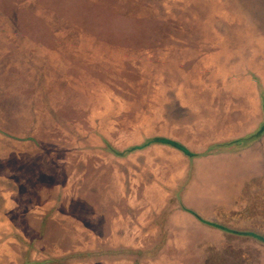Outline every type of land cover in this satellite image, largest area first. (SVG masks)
I'll return each instance as SVG.
<instances>
[{
	"label": "rangeland",
	"instance_id": "obj_1",
	"mask_svg": "<svg viewBox=\"0 0 264 264\" xmlns=\"http://www.w3.org/2000/svg\"><path fill=\"white\" fill-rule=\"evenodd\" d=\"M255 83L264 92V0H0V264H264V247L243 234L264 236V215L248 202L213 215L199 178L188 202L211 214L193 212L242 234L190 213L195 222L171 224L170 212H186L177 191L192 158L143 146L201 144L203 121L186 120L204 106L191 102L250 99ZM128 150L130 161L116 154ZM123 188L125 204L113 198ZM110 198L131 217L142 202V248H93L90 232L75 231ZM161 240L172 244L152 246Z\"/></svg>",
	"mask_w": 264,
	"mask_h": 264
},
{
	"label": "crops",
	"instance_id": "obj_2",
	"mask_svg": "<svg viewBox=\"0 0 264 264\" xmlns=\"http://www.w3.org/2000/svg\"><path fill=\"white\" fill-rule=\"evenodd\" d=\"M231 83L233 84H230L229 89L234 88L236 84V82ZM254 85L256 96L253 98L255 99H248L247 96H243L242 92L235 95L234 91H231L232 93H230L229 97L225 95V100L223 97L220 98L219 96L216 101L214 97L211 98V96L207 95L205 92L206 95L203 96L201 100L199 99L196 101V99H198V97H196L193 100L194 102H191L197 103L198 105L202 104L204 108H201L200 111L198 110L199 106H196L195 109H191V107L188 108L190 112L194 114L191 113L193 115L192 119L187 118L186 125L188 127L192 125L195 130L196 126L194 123L203 121V129L205 132L208 131V133L205 135L207 139L201 144L193 143L192 147L189 148L185 147L187 144H184L183 141L178 138H173L172 136V138L169 139L181 144L189 152L196 155L191 160L186 159V163L188 164L187 171L190 170V173L183 186L177 191V198L180 199L179 206L182 204L199 215L211 214L205 213L197 207H193L188 202L190 192L192 191L191 185L196 178H199L202 180L204 194L207 196V199L203 201V205L212 207L215 211L213 215L227 216L232 215L231 212L233 210H242L244 208L245 210H249L248 206L246 207L248 203L250 209L253 207L250 211H253L255 215H264V194L259 193L264 191V134L259 139L250 142L246 146H243L242 143H237V141L257 132L263 122V107L260 111V106H258V96L262 101L261 93L258 85H256V83ZM250 92L253 93L252 90H250ZM261 92L264 99V92ZM254 102L256 104L255 109L260 111L259 116H256L257 114L255 116L248 114V111L251 109L250 105ZM244 110H246L245 114ZM222 119L223 125L221 126L219 124ZM177 120L178 119H172L174 122H177ZM238 121H241L240 126H242V129L240 126L238 127ZM182 125H184V123L177 127H184ZM163 138L168 139L167 137ZM221 145L227 146L223 147ZM175 156L178 157V155ZM120 158L123 160L126 158V160L130 161V159H127L128 154ZM210 164L213 165L212 169L210 168ZM215 168L217 170V175L214 174ZM212 170L214 171L212 172ZM222 171H225L224 176L221 174ZM197 194H199V192ZM116 196L119 197L118 200H122L124 204L126 200H132L130 193L125 191L124 188L117 195L114 194L113 198ZM203 196L204 195H202V197ZM110 199L111 200L108 199V201H110L108 205H110L111 208H101L100 211L102 212L100 214L91 213V227H86L85 221L81 220L82 222L78 223H80L82 227H76V225L74 228L75 231L90 232L92 237L91 241L94 242V244H92L93 248L99 246V244H101V247H109V243L111 244L110 246L113 244L114 247L142 248V245H144L142 235L144 237L147 235L143 233L144 229H142V223H147L148 220L147 214H142V202L139 204L141 207L136 208L137 216L131 217L123 212L121 208H116V204L112 201V198ZM140 200H142V197H139V201ZM171 200L172 199H170L169 202L172 204ZM252 202H254V206L251 205ZM179 214L184 216L187 221L191 220L195 222L189 213L181 209L170 212L167 215L168 221L172 224L175 217H179ZM127 218L134 220V222L128 223L124 221ZM150 220H154V225L159 223V230L162 231V218L159 219L158 222H155L156 219L151 218ZM124 223L128 224L126 228L123 225ZM133 225H135L134 228H132ZM167 225L170 226L169 223ZM122 227L126 229L125 232H123L124 230L122 231ZM95 228L97 229L96 231ZM152 231L155 232L156 227ZM114 233L116 235H114ZM123 233L126 234L124 235ZM118 234H123L120 243L114 241V238ZM110 239H112V243ZM135 241L137 243H134ZM171 242V240H167L164 245L161 240L152 246H170V244H172ZM103 243H105V245ZM82 245L85 247L88 244L82 243Z\"/></svg>",
	"mask_w": 264,
	"mask_h": 264
},
{
	"label": "trees",
	"instance_id": "obj_3",
	"mask_svg": "<svg viewBox=\"0 0 264 264\" xmlns=\"http://www.w3.org/2000/svg\"><path fill=\"white\" fill-rule=\"evenodd\" d=\"M261 98H262V102H263V104H262V107H263V112H264V99H263V94H262V92H261ZM264 134V122L260 125V128L258 129V131L257 132H255L254 134H252V135H250V136H248V137H246V138H244V139H242V140H240V141H237V143L239 142V143H242V145L243 146H246L247 144H249L250 142H253V141H255V140H257V139H259L262 135ZM150 144H165V145H167V146H171V147H173V148H175L176 150H179L180 151V149L179 148H177L175 145H172V144H168V143H163V142H161L160 141V139H155V140H152V141H148L145 145H143V146H147V145H150ZM228 145V144H227ZM227 145H221V146H227ZM135 148H137V147H135ZM139 148V147H138ZM132 150V149H131ZM131 151L130 150H128V151H126L125 153H123V154H119V153H116L117 155H120V156H125L126 154H128V153H130ZM180 152H182V151H180ZM184 155H186L188 158H194L196 155L195 154H192V153H188V154H186V153H184V152H182ZM181 208L183 209V210H185L186 212H188V213H190V214H192L198 221H200L201 223H204V224H207L208 226H211V227H213V228H215V229H218V230H221V231H223L226 235L227 234H242V233H239V232H236V231H232V230H230V229H227V228H225V227H223V226H221V225H218V224H215V223H208V222H206V221H204V220H202L198 215H196L193 211H191V210H189V209H186L185 207H183L182 205H181ZM246 235V234H245ZM251 236V235H250Z\"/></svg>",
	"mask_w": 264,
	"mask_h": 264
},
{
	"label": "water",
	"instance_id": "obj_4",
	"mask_svg": "<svg viewBox=\"0 0 264 264\" xmlns=\"http://www.w3.org/2000/svg\"><path fill=\"white\" fill-rule=\"evenodd\" d=\"M160 141L163 142V143H168V144H172V145H175L177 148L180 149V151L188 154V153H191L189 152L184 146H182L181 144L175 142V141H172V140H169V139H164V138H160ZM162 145H165V144H162ZM171 147V146H170ZM173 148V147H172ZM175 149V148H174Z\"/></svg>",
	"mask_w": 264,
	"mask_h": 264
},
{
	"label": "flooded vegetation",
	"instance_id": "obj_5",
	"mask_svg": "<svg viewBox=\"0 0 264 264\" xmlns=\"http://www.w3.org/2000/svg\"><path fill=\"white\" fill-rule=\"evenodd\" d=\"M243 234H246L247 236L251 235L250 237L255 239L259 245L264 247V236L263 235H259L256 233H243Z\"/></svg>",
	"mask_w": 264,
	"mask_h": 264
}]
</instances>
